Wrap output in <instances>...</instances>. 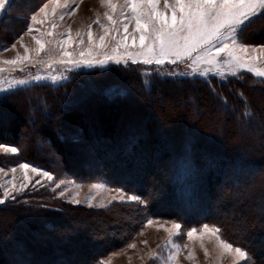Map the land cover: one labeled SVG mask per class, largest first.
Returning <instances> with one entry per match:
<instances>
[{
    "label": "trees",
    "instance_id": "trees-1",
    "mask_svg": "<svg viewBox=\"0 0 264 264\" xmlns=\"http://www.w3.org/2000/svg\"><path fill=\"white\" fill-rule=\"evenodd\" d=\"M43 1L25 4L22 14ZM241 38L264 45V18ZM135 70L90 71L58 88L39 85L3 97L0 146L19 148L22 162L47 172L59 163L72 179H101L140 196L153 219L226 230L255 264H264V117L256 106L264 103V86H170L143 81ZM168 88L183 105L174 100L168 110ZM135 105L142 118L126 123L123 112ZM79 142L93 152L97 171L80 167L73 148ZM115 223L48 193L24 194L0 205V264H98L125 246Z\"/></svg>",
    "mask_w": 264,
    "mask_h": 264
},
{
    "label": "snow or ice",
    "instance_id": "snow-or-ice-1",
    "mask_svg": "<svg viewBox=\"0 0 264 264\" xmlns=\"http://www.w3.org/2000/svg\"><path fill=\"white\" fill-rule=\"evenodd\" d=\"M9 0H0V14L5 12V6ZM101 7L106 11L103 19L96 14V19L73 35L71 28L60 33L55 38L54 30L58 27L53 17L56 9H68L70 0H50L43 3L34 14L29 17L25 34L32 35L36 47L29 48L23 44V36L18 43L24 48V55L17 54L15 59L0 61V64L10 67H0V92L13 89L15 85H27L28 79H16L15 85L12 79L5 78L2 74L10 71L25 72L26 66H40V70L32 75L31 81L43 80L58 81L67 79V76L49 75L47 70L56 71V66L65 71L81 68L107 67L109 64L155 65L163 68L168 65H184L190 72L183 73L186 77L203 78L208 82V77L228 76L239 77L240 72L251 73L255 77L264 78V64L258 65L257 61L264 62V56L255 53L264 52V46L255 47L242 44L240 33L253 21V18L264 14V0H100ZM79 5L70 11L61 12L59 20L63 21L65 15L74 16ZM49 25L46 31L35 28L37 24ZM92 24H98L102 30L100 34H94ZM39 32V35H33ZM86 37V40H85ZM51 38V39H50ZM75 45V47H73ZM15 48H5L9 51ZM249 52L253 53L249 55ZM42 53L44 55H42ZM41 71L45 74L42 75ZM175 75V69L168 73ZM7 85V87H5ZM242 95V94H241ZM250 115V113H245ZM8 152L16 154L18 148L10 147ZM19 168L23 170V179L26 183L17 185L15 176L7 181L10 187L0 183L4 191L0 193V205L7 200H15L13 193H21L32 181L28 176L29 171L42 176L48 181H54V177L28 163H22ZM4 169L0 168V172ZM17 169L13 167L11 172L15 174ZM41 181L37 180L36 184ZM64 181L54 184L60 188ZM93 189H105L115 191L117 196L112 200L120 202L131 201L140 205H146L147 201L135 194H126L123 189H111L106 185L93 184ZM91 198H89V206ZM73 203L81 201L74 198ZM102 203L99 207H104ZM155 221L148 219L143 227H150ZM181 224L172 223V228H165L168 240L160 252L149 254V259L154 264H178V256L188 248V241L194 238L201 240V248L205 256L208 255L204 247L203 237L213 236L221 255H233L237 264L249 259V254L241 247H234L221 236V229L204 224L200 229L190 228L181 230ZM202 235L198 236L197 233ZM143 235V231L139 233ZM175 237H183L177 240ZM147 243L146 241L144 242ZM127 247L135 248L129 243ZM194 252L189 251L187 259H193ZM143 259V257H141ZM104 264V262H101Z\"/></svg>",
    "mask_w": 264,
    "mask_h": 264
},
{
    "label": "rangeland",
    "instance_id": "rangeland-1",
    "mask_svg": "<svg viewBox=\"0 0 264 264\" xmlns=\"http://www.w3.org/2000/svg\"><path fill=\"white\" fill-rule=\"evenodd\" d=\"M15 1L9 0V3L5 6V12L0 14V61L12 60L16 58L17 54L20 55L25 54L24 48L21 46L20 43L17 42L21 36H23V44L27 45L29 48L36 47L35 41L32 39V35L25 34L26 25L29 23V17L32 14H34L36 11H38V8L42 6L43 3H50V0H45L43 1L42 4L39 5L32 4L31 5L32 8H30V10H27L22 14L24 8H26L27 5L33 2L34 0H23V1L18 0L16 1L17 3ZM60 3L63 4L64 0H60ZM36 5H38V7L34 8ZM77 5H79V8L74 16L65 15L63 21L59 20V15L61 12L70 11L72 8H76ZM19 8H21V11L19 13L17 12L14 14V10ZM105 11L106 9L101 7L100 5V0H70V7L68 9H63V8L56 9V16L53 17L55 22L58 24V27L54 30L56 34L55 38L56 39L60 38L59 34L65 32V30L68 29L69 27L71 28L73 35L78 30L81 29L86 30V26L92 23V21L96 19V14L99 13L101 18L103 19V13ZM11 14L14 15L12 21L9 20V15ZM263 18H264V14L253 18V21L246 26L245 30L247 28L249 29L253 27L254 23L259 22ZM48 27L49 25L47 23H45L44 25L37 24L35 26V28L40 31H46ZM92 30L94 34H100L102 31L98 24H92ZM243 32L244 31H242L239 34L240 42L242 44H245L241 38ZM33 35H39V32H34ZM13 44H15L14 49L9 51L4 50L5 48H11ZM248 46L262 47L264 45H248ZM73 47H75V45ZM252 54L253 53L249 52V55ZM42 55L44 54L42 53ZM255 55L264 56V52H257L255 53ZM257 64L261 65L264 64V62L258 60ZM0 67H10V66L0 64ZM128 68H136L135 70L136 75L139 76L143 81L150 82L152 81L153 78H157L160 79L162 82L168 83L170 86H172L173 83H175L176 85L177 82H181V81H188L193 84L197 82H203V83H208L210 85L216 82L218 87L220 84L229 81L230 82L239 81L242 84H244L246 88L250 87L251 85H258V84L264 86V78L255 77L251 73H247V72H240L239 74L240 78L228 76L227 79H223L220 77H213L210 75L208 77V82H205L203 78L184 76L183 73L190 72V69L186 68L184 65L165 64L163 68H157L155 65L149 66L143 64H131L130 62L126 66L124 64H120V65L109 64L107 67L97 66L94 68H81V69H74L70 72L65 71L63 68L56 66V71L52 72V70H47L48 74L56 75V76L64 75L67 76V79H62L58 81L43 80L40 82H35V81H31V77L29 76V73H31L32 75L36 74V72L40 70V66L37 65L36 67L26 66L25 72L10 71L3 73L2 75L5 78L13 80L14 85L16 79H28L30 80V83L27 85H15L13 89H9L8 91L5 92H0V99H2L3 97L9 94L23 91L39 85H49L53 88H58L66 84H69L73 80L84 77V75L90 71L96 70L98 72H104L110 69H115L117 71L118 69H120L121 71V70H126ZM173 69H175V75L169 76L168 73ZM41 74L44 75L45 72L41 71ZM5 87H7V85H5ZM89 88H93V87L89 86ZM168 89H170V95L172 98L171 103H169L168 110H170L172 108L171 106L174 105L175 102L174 100H179L181 105H183L184 103L183 96L179 94L177 97V94L174 91L175 89L173 90H171L172 88H168ZM256 106L259 111V116L264 117V113H263L264 103L263 102L258 103V101H256ZM140 107L141 106L139 105L137 106L135 105L134 107L131 106L129 107V110L123 112L125 115L124 119L126 123L128 122L129 124H133L142 118L141 116L143 115V112ZM178 110L179 113L182 114V116L185 115V112L180 107H178ZM159 111L162 113L164 111L165 113L163 114H166L167 112L165 108L163 110L160 109ZM173 114L174 115L172 116H175L176 112H174ZM74 145H75L73 146L74 152H76V155L79 158L80 167L82 169L86 168L92 172L97 171L98 167L95 160V156L93 155V152L90 150V148L85 143L82 142L74 143ZM8 148L10 147L0 146V168L4 169L3 172H0V183H3L5 187H10L7 181L11 180L13 176H15V183L17 185L21 183H26L23 179L24 176L23 170L19 168L20 164L25 163L22 162L20 159L21 150L18 148V153L13 154L7 151ZM13 167L17 169L15 174L11 172V169ZM41 170L46 171L44 169ZM50 174L54 177V181H48L44 177L36 176L35 173L29 171L28 176L31 179L32 183L28 184L23 192L13 193V194L16 196V198H18L27 193L29 194H37L39 192L48 193L53 198L58 199L73 207H81L83 209L97 212L98 214L102 213L103 215L106 214V216H110L112 221L116 222L115 224L118 225V228L120 229L118 234L120 235L119 237L121 238V240H125L124 241L125 246L122 249L109 254L107 257L102 259L98 264H101V262H104V264H154V261L149 259V254L161 251L162 247L168 240V233L164 231V229L165 228L171 229L172 223L175 221L151 218L148 214L147 204L142 206L138 203L131 201L120 202L119 199L112 200L111 197L117 196V192L115 191L109 192L103 188L101 189L92 188L93 184H102V185H106L107 188L115 189L110 187L105 181L98 179L96 182L93 183H84L82 181L72 179L70 176H68L65 173L64 170H62L59 163L57 168H55L54 172ZM159 177L160 176H155V180H157L155 182L159 181V179L161 178ZM37 180L41 181V183L36 184ZM60 181H64V183L61 184V187L60 188L54 187V184ZM3 191L4 189L0 188V193H2ZM125 193L129 194L127 192ZM74 198L79 199L81 203L79 204L73 203L72 201ZM89 198H91L90 200L91 206H89ZM9 200L13 201L12 199ZM102 203L105 206L99 207V205ZM148 219H152L155 222L150 227H143ZM181 226H182L181 227L182 231L190 228L200 229L202 227V226L191 227V226H185L183 224H181ZM141 231H143V235L139 234ZM197 235L200 236L202 234L198 232ZM221 236L225 241L230 242L234 247L238 246L241 247L242 249L244 248L243 244L239 240H235L234 237L229 235V233L226 230L221 229ZM174 239L180 240L183 239V237H175ZM145 241L147 242L146 244L144 243ZM129 243L135 244L136 247L135 248L127 247ZM187 243H188V248L184 249L181 252V254L178 256V264H237L233 255H229V254L221 255L220 250L217 248L215 237L213 236L203 237L204 247L207 248L208 251L207 256H205L204 249L201 248L200 246L201 245L200 239L194 238L192 241H188ZM190 250L194 252V258L191 260L187 259ZM141 257H143V259H141ZM20 264H22V261H20ZM239 264H255V261L249 255V259L242 260L239 262Z\"/></svg>",
    "mask_w": 264,
    "mask_h": 264
}]
</instances>
